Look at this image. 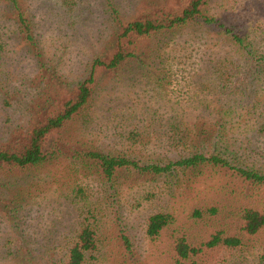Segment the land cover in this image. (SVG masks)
<instances>
[{
  "label": "rangeland",
  "instance_id": "374dc122",
  "mask_svg": "<svg viewBox=\"0 0 264 264\" xmlns=\"http://www.w3.org/2000/svg\"><path fill=\"white\" fill-rule=\"evenodd\" d=\"M187 1L0 0V149L73 96L91 62L115 53L127 22ZM204 13L217 26L151 35L136 41L135 61L96 68L89 109L45 142V153L58 156L1 177L0 264H62L87 210L96 237L87 264H175L176 240L198 246L215 233L240 245L208 252L204 264H264V228L239 230L244 208L264 214V183L234 170L264 175V0H207ZM175 126L188 139H172ZM222 141L241 153H205ZM87 152L138 168L106 183ZM195 154L227 166L139 170ZM157 213L172 221L149 238L145 226Z\"/></svg>",
  "mask_w": 264,
  "mask_h": 264
},
{
  "label": "trees",
  "instance_id": "16d2710c",
  "mask_svg": "<svg viewBox=\"0 0 264 264\" xmlns=\"http://www.w3.org/2000/svg\"><path fill=\"white\" fill-rule=\"evenodd\" d=\"M207 0H188L187 3L176 10L164 11L154 15H150L137 20L127 22L122 28L121 33L117 36L116 51L106 61L94 59L91 62L87 77L76 85L73 96H69L50 114L42 117L33 123H29L25 134L19 141L10 143L9 146L0 149V179L4 174L11 170H26L42 165L44 162L55 159L59 153L50 151L45 153V142L52 134L58 133L67 122L77 116H84L89 109L93 96L95 94V77L93 71L97 69L114 70L122 63L130 60H136L135 50L136 41L159 33H169L174 29L181 28L186 24L194 25L200 23L203 26L216 25L213 18L206 17L204 6ZM20 23L24 21L20 18ZM28 26L26 31L28 32ZM218 28H221L218 25ZM228 29H223V34H228ZM125 41L123 44L120 42ZM235 42L240 40L233 36ZM126 48L124 49V46ZM130 48L127 50V47ZM214 114L219 113L213 109ZM258 126L264 127V123ZM219 127V126H218ZM220 127H223L221 125ZM174 133H178L179 138L172 137L177 142L180 138L188 139V132L182 127H173ZM214 146V143H211ZM213 152L205 153H241L238 147L235 148L233 142L216 143ZM230 148V149H228ZM194 153H204L194 151ZM91 160V164L96 168L97 172L102 176L103 181L113 184V179L118 172L126 171L131 168L137 170L136 162L125 159L123 157H114L109 155H101L97 152H87L84 156ZM205 164H221L227 166L224 159L215 156L205 157L201 154H195L185 159L177 160L162 167L147 165L139 170L151 173L161 174L170 172L173 168L189 169ZM237 174L244 179L264 183V175L258 172L244 168L234 169ZM77 194H81V190H76ZM198 216V214H197ZM93 213L86 211V216L81 223H78V229L73 237V241L66 249L62 264H87V254L95 249L96 237L95 231L87 223L93 220ZM172 221L169 214L157 213L150 216L145 226V235L149 238L156 237L161 230L167 227ZM240 227L239 230L245 235H255L264 228V214L252 209L244 208L239 213ZM240 245V240L234 236L221 237L219 233L210 236L206 241L201 242L198 246L189 245L184 238H179L174 242V263L175 264H204L200 258L208 252L217 249H234ZM89 258V257H88Z\"/></svg>",
  "mask_w": 264,
  "mask_h": 264
}]
</instances>
